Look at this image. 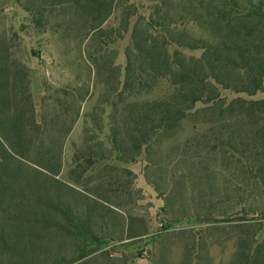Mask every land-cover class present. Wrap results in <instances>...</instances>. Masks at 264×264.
<instances>
[{
  "label": "rangeland",
  "instance_id": "rangeland-1",
  "mask_svg": "<svg viewBox=\"0 0 264 264\" xmlns=\"http://www.w3.org/2000/svg\"><path fill=\"white\" fill-rule=\"evenodd\" d=\"M55 1L0 0V99L11 100L0 112V264H228L240 236L263 241L264 186L243 175L245 154L226 146L219 153L205 114H190L173 137L140 149L111 142V126L123 130L114 113L122 109L118 79L125 78L132 32L155 2L116 0L110 18L91 32L87 10ZM187 27L208 39L196 24ZM168 91L158 78L126 103ZM219 92L227 101L264 99V87L251 96ZM18 115L26 156L12 160L2 144L18 140ZM90 152L95 163L88 166ZM44 156L60 163L57 176L35 164ZM42 185L52 204L46 218ZM57 208L69 209L68 218Z\"/></svg>",
  "mask_w": 264,
  "mask_h": 264
},
{
  "label": "trees",
  "instance_id": "trees-1",
  "mask_svg": "<svg viewBox=\"0 0 264 264\" xmlns=\"http://www.w3.org/2000/svg\"><path fill=\"white\" fill-rule=\"evenodd\" d=\"M153 1L155 5L151 8L150 17L137 20L134 26L133 47L126 52L125 78L124 81L120 77L118 79L122 109L120 113L115 109L114 115L119 114L120 118H116L114 123L119 122L123 130L120 132L119 127L111 126L113 146L119 148L118 141H133L135 149H140L158 137L171 138L190 114L203 113L206 117L202 122L212 124V130H215L212 136L215 147L220 149L219 153L222 154V148L226 146L233 152L245 154L243 175L253 179L256 185L264 186V99L235 98L227 101L220 97L219 92L221 87L251 96L264 87V0H184L178 5H168L167 0ZM55 2L49 0L50 5ZM116 2L61 1L88 11V28L91 32L99 30L110 18ZM180 21L184 24L179 29L177 25ZM189 24L204 29L208 39L191 34L187 27ZM172 45L201 50V54L195 57L186 56L180 50L171 52ZM134 63H137V67ZM5 72L8 73V69ZM144 77L147 82L143 81ZM158 78L164 79L169 85V91L162 98L126 103L127 97L137 96L150 89ZM198 103L204 107L197 108ZM10 104L9 97L5 101L0 99V112L7 111L4 106ZM75 116L79 118L80 115L76 113ZM88 117L93 121L92 116ZM13 120L18 140L5 138L7 145L2 144L12 160L26 156L25 146L20 142L19 115L14 116ZM58 132L62 134V130ZM86 132L89 130L86 129ZM91 138L86 136L87 140ZM49 153L53 152H45ZM93 156L95 154L91 152L87 156L88 166L95 163L92 161ZM79 157L76 153L74 158L77 160ZM222 158L221 161L226 159ZM35 164L53 177L60 172V163L53 156H44ZM8 165L6 162L5 166ZM1 177L3 175L0 174V193L3 183ZM8 179L12 184L16 180L12 175ZM54 181L59 182L57 179ZM42 186L46 193L40 202L46 207L42 214L46 218L52 204L45 189L48 185ZM68 210L58 212L68 218ZM253 235L247 232V237L240 236L228 264H264V240L258 242Z\"/></svg>",
  "mask_w": 264,
  "mask_h": 264
}]
</instances>
